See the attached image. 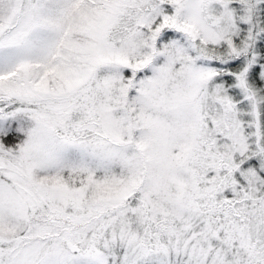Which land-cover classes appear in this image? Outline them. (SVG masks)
Returning a JSON list of instances; mask_svg holds the SVG:
<instances>
[{"label": "snow or ice", "instance_id": "6c2138e0", "mask_svg": "<svg viewBox=\"0 0 264 264\" xmlns=\"http://www.w3.org/2000/svg\"><path fill=\"white\" fill-rule=\"evenodd\" d=\"M0 264H264V0H0Z\"/></svg>", "mask_w": 264, "mask_h": 264}]
</instances>
